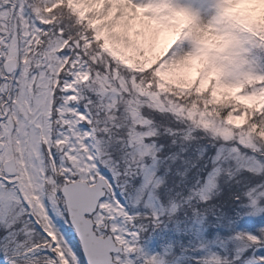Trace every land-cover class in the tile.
I'll list each match as a JSON object with an SVG mask.
<instances>
[{
    "label": "snow or ice",
    "instance_id": "obj_1",
    "mask_svg": "<svg viewBox=\"0 0 264 264\" xmlns=\"http://www.w3.org/2000/svg\"><path fill=\"white\" fill-rule=\"evenodd\" d=\"M0 264H264V0H0Z\"/></svg>",
    "mask_w": 264,
    "mask_h": 264
}]
</instances>
